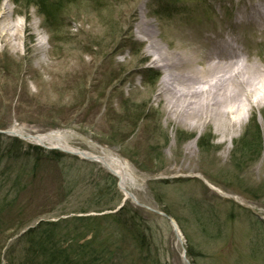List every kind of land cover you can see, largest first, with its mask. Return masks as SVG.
Instances as JSON below:
<instances>
[{
    "label": "rangeland",
    "instance_id": "1",
    "mask_svg": "<svg viewBox=\"0 0 264 264\" xmlns=\"http://www.w3.org/2000/svg\"><path fill=\"white\" fill-rule=\"evenodd\" d=\"M6 1L12 19L27 31L18 50L0 38V132L66 131L67 146L96 155L102 147L114 151L137 176L135 185L128 184L136 204L128 199L124 206L144 219L146 238L143 246L131 242L111 220L97 218L111 262L264 264V75L260 87L241 98L249 113L240 129L223 135L231 115H212L205 126L196 117L167 116L155 95L164 73L134 32L143 10L155 41L169 54L183 43L233 38L243 58L264 68V33L239 24L264 0H43L50 18L25 1ZM36 30L46 38L44 50ZM253 117L263 145L252 159L241 154L239 142ZM197 132L203 147L198 140L188 145ZM18 141L13 146L0 133L1 165L10 154L17 160L7 164L16 190L0 213V264L22 262L28 245L20 234L37 223H54L55 235L68 245L74 228L91 227L63 220L112 215L123 199L101 165L58 159ZM69 170L78 184L72 190ZM99 192L104 197L96 203ZM160 213L177 224L181 242ZM186 251L194 256L184 258Z\"/></svg>",
    "mask_w": 264,
    "mask_h": 264
},
{
    "label": "bare ground",
    "instance_id": "2",
    "mask_svg": "<svg viewBox=\"0 0 264 264\" xmlns=\"http://www.w3.org/2000/svg\"><path fill=\"white\" fill-rule=\"evenodd\" d=\"M7 3L4 0L0 5V38H3L6 45L18 50L19 40L27 28L23 21L12 19V11ZM141 14L142 19L134 27V32L137 40L147 43L145 53L152 57L153 65L164 73L159 80L155 95L162 100L167 116L196 117L205 126L208 123V117L212 118V115L216 118L220 115L229 118L231 115L229 129L221 130V134L225 135L236 125L240 129L244 118L249 113L247 105H244L241 98L250 96V93L260 87L259 78L264 75V68L243 58L242 53L235 49L233 39L214 41L211 38H204L198 44L183 43L179 51L169 54L155 41L156 34L151 21L145 20L143 10ZM239 24L252 26L253 30L259 29L264 33V5L251 6ZM21 133L17 134L23 135ZM198 134L199 132L188 145L191 147L196 145ZM63 136L61 132L40 134L38 138L23 135L25 141L30 143L47 147L54 145L79 156L83 155L90 159L93 157L99 165L116 176L118 189L123 195L131 194L128 184L135 185L138 180L127 161L122 160L114 151L105 148L99 149V157L93 153L80 154L79 150L61 144L64 142ZM231 138L232 135L228 137V139ZM175 230L179 231V229ZM175 230L178 242H181V237Z\"/></svg>",
    "mask_w": 264,
    "mask_h": 264
},
{
    "label": "trees",
    "instance_id": "3",
    "mask_svg": "<svg viewBox=\"0 0 264 264\" xmlns=\"http://www.w3.org/2000/svg\"><path fill=\"white\" fill-rule=\"evenodd\" d=\"M1 1L2 0H0V2ZM22 1H25V4L28 7H32V5L37 6L41 14L45 15L47 18H50L51 14L43 4V0ZM72 2H74V0H56V3L58 4H67ZM254 118L255 117H253L251 120L252 126L248 128L239 142L241 154H243L244 156L247 155L248 158L252 159L253 154L258 155L260 153L263 145L260 128L258 124L254 122ZM262 119L264 122V115ZM9 140L10 143L13 144V146L19 145L21 143L20 141H18V139ZM203 140V138L198 140V147H203ZM37 150L41 149L38 148ZM49 153H52V155L57 157L58 159L60 157H66L73 160L74 163H83L91 166V163L85 161L80 162L77 158L69 157L63 153H58L56 151H50ZM14 158L16 157L10 154L11 161H9V163L17 161L12 160ZM7 164L3 167L0 160V213L5 211L9 206L10 201L8 202V196L13 195L12 192L16 190L12 177L13 171L7 169ZM71 170L65 172V176H67V185L69 186L70 190L76 188L78 185L72 182L73 178L68 177V174L71 172ZM107 179L109 180L110 185L113 184L115 187V179H113L111 176H107ZM106 185H108V183ZM100 191L102 190L100 189ZM97 197L99 199H97L96 203L102 200L101 198L104 197V194L99 192ZM90 208L93 209L94 207ZM77 212L80 214H84L87 213L88 210H79ZM97 218L102 220H111L114 225H116V228H119L117 229V233L122 232L123 235L130 238L129 241H138L143 246L146 238V233L148 231V228L145 227L144 219L141 218V216L135 211L126 210L124 206L120 210L116 211V213L108 215L106 217L84 216L74 217L69 220H63V222L65 223L82 222V227H91L89 229H86L85 231L83 230V228H74L73 234H70L68 236L70 238L69 240H75H73L72 243L68 245L62 243L63 239L59 240L55 235L54 223L42 222L36 227L29 229L21 237V240H24L28 246L23 250L25 252V257L22 262H19V264H113V262H111V259L109 258L112 252L105 244H103V239L100 237L104 226H100ZM87 235H90L91 238L86 239ZM187 254L190 257L194 256V254H192L190 251H187Z\"/></svg>",
    "mask_w": 264,
    "mask_h": 264
},
{
    "label": "water",
    "instance_id": "4",
    "mask_svg": "<svg viewBox=\"0 0 264 264\" xmlns=\"http://www.w3.org/2000/svg\"><path fill=\"white\" fill-rule=\"evenodd\" d=\"M6 134H8V135H13L12 133H11V131L10 132H6ZM65 153H67L66 151H64ZM81 153H83V152H81ZM72 154L73 155H76L75 153H73L72 152ZM77 156L79 157V159H84V160H88V161H90V162H92V161H94V158L92 157V159H90V158H86V157H84L83 155H81V156H79L78 154H77ZM128 196L132 199V201H134L135 203H136V201H135V199H134V197H133V195H131V194H128ZM164 217H166V215H164V214H162ZM167 218V217H166Z\"/></svg>",
    "mask_w": 264,
    "mask_h": 264
}]
</instances>
